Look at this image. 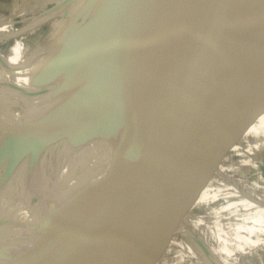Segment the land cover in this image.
Listing matches in <instances>:
<instances>
[{
	"label": "water",
	"instance_id": "1",
	"mask_svg": "<svg viewBox=\"0 0 264 264\" xmlns=\"http://www.w3.org/2000/svg\"><path fill=\"white\" fill-rule=\"evenodd\" d=\"M72 1L46 11L34 30ZM105 20L109 28L82 55L5 194L0 228L12 206L25 223L5 231L0 264H157L223 158L264 112V41L116 107L103 96L90 118L77 106L139 33L179 24L243 32L264 24V0H114Z\"/></svg>",
	"mask_w": 264,
	"mask_h": 264
},
{
	"label": "bare ground",
	"instance_id": "2",
	"mask_svg": "<svg viewBox=\"0 0 264 264\" xmlns=\"http://www.w3.org/2000/svg\"><path fill=\"white\" fill-rule=\"evenodd\" d=\"M113 1L74 0L62 16L0 52V130L4 134L0 206L35 154L55 103L82 55L109 28L105 19ZM22 32L18 30L12 36ZM263 41L264 24L238 33L218 25L205 33L196 24L141 32L102 70L95 85L77 104L78 109L90 118L89 113L96 114V108L102 105L99 101L103 96L109 107H116L137 92L153 90L224 63ZM11 209L7 225L0 228L2 242L7 239L4 233L9 226L22 227L25 223L17 206ZM11 229L18 231V227ZM22 242L23 238L8 243Z\"/></svg>",
	"mask_w": 264,
	"mask_h": 264
},
{
	"label": "rangeland",
	"instance_id": "3",
	"mask_svg": "<svg viewBox=\"0 0 264 264\" xmlns=\"http://www.w3.org/2000/svg\"><path fill=\"white\" fill-rule=\"evenodd\" d=\"M14 1L15 0H0V15L8 16ZM0 20L4 21L5 19L1 16ZM6 22H8V19L5 20V23ZM18 24V22H15V26H19ZM15 26L12 28L14 29ZM32 31H34L33 28L27 32L30 33ZM4 33L5 31L0 34V52L9 49L15 41L25 35L22 34L11 37V34L4 35ZM256 121L257 120L253 121L251 125ZM251 125L249 124L247 129L250 128ZM244 135L241 133V145L239 146L240 149H238L241 150L242 153L237 154L235 152L226 154L220 165L222 166L221 170L219 172L217 171V173L212 176V180L214 179V181L211 180L212 183L210 185V188L224 189L227 192L233 193L232 195L234 198L231 197V202H237V199L235 193L230 190V185L226 186L225 184H235L237 188L247 196H255L262 192V188L258 182L259 172L249 165V161L250 159L256 158V160L264 164V140L262 138H247L242 140ZM2 138L3 135L0 133V143ZM235 146H232V148ZM250 146L251 150L247 152L246 148ZM252 146H255V148H252ZM245 152H247V154ZM170 186L171 183L168 184L165 189H168ZM227 205L228 201L221 198L217 200L216 203L201 204V206L197 207L187 219L185 223L186 228H183L184 232H179L177 234L174 239L175 241L173 240L174 246L168 248L169 251L162 254L157 264H199L201 263V257H212L215 264H228V262H230L228 255L233 251L236 243L241 241L240 233L242 232V227L239 224L244 213V208L242 206L240 208H228ZM215 207H222L224 209L220 211V213H216ZM184 221L185 219L181 225H183ZM222 238L228 240L224 242ZM221 242L229 243V245L224 247ZM184 243L186 245L192 244L193 249L194 247L196 249L199 243L201 245L202 254L197 255V253L189 249L191 251V256H189L184 250ZM188 248L190 247L188 246ZM236 258L240 264H264L263 257L258 258L254 250L247 255L239 254Z\"/></svg>",
	"mask_w": 264,
	"mask_h": 264
},
{
	"label": "crops",
	"instance_id": "4",
	"mask_svg": "<svg viewBox=\"0 0 264 264\" xmlns=\"http://www.w3.org/2000/svg\"><path fill=\"white\" fill-rule=\"evenodd\" d=\"M63 1L65 0H15L11 5L10 14L8 16L0 15V18L2 16L3 19H8V22L6 23L5 20H0V34L1 32L5 31L4 35H12L18 30H24L25 32L32 28H36L40 23H43L46 19L43 14L46 11H49L50 9L54 8L56 5H59V3ZM15 22H18L19 26H15ZM13 26H15L14 29L12 28ZM242 133L243 135L245 134L242 140L247 138H262L264 140V112L257 119V121L253 125H251L250 128L246 129ZM252 148H255V146H252ZM238 149H240L239 145H236L231 149L230 154L235 152L237 154H241V150ZM250 150L251 146L246 148L247 152ZM247 152L245 153L247 154ZM250 161L249 165H251L255 170L259 172L258 182L260 184V187L262 188V192L260 194H257L255 196H247L240 189H238L235 184H225L226 186L230 185V190L235 193L237 202H231L230 200L231 197H233V193L227 192L224 189L222 190L210 188L212 181H214L213 179L209 183V185L200 193L199 198L197 199L196 204L193 207L194 211L197 207L201 206V204L216 203L217 200L222 198L228 201V208H240L241 206L244 208V213L241 217V222L239 224L242 227V232L240 233L241 241L239 243H236L233 251L230 253V255H228V258L230 260L228 264H240L236 257L239 256V254L247 255L253 250L257 254L258 258L263 257L264 260V173L261 170L262 168H264V164L256 160V158L250 159ZM221 167L222 166H220L218 172L221 170ZM216 207V213H220V211L224 209L222 207ZM190 215L185 219L183 225H181V227L179 228L181 232H184L183 228H186L185 223L187 222V219L190 217ZM180 231L178 230L177 234ZM222 240L226 242L228 239L222 238ZM174 241H172L169 248L174 246ZM222 244L224 247H227L229 245V243ZM188 246L190 248H188ZM192 246V244H185L184 250L189 256H191V251L197 253V251L194 250L195 248L193 249ZM168 251L169 249L167 250V252ZM200 262L201 263L199 264H215L212 260V257H201Z\"/></svg>",
	"mask_w": 264,
	"mask_h": 264
}]
</instances>
